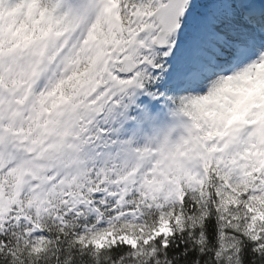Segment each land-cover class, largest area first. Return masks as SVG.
Returning a JSON list of instances; mask_svg holds the SVG:
<instances>
[{
  "label": "snow or ice",
  "instance_id": "snow-or-ice-1",
  "mask_svg": "<svg viewBox=\"0 0 264 264\" xmlns=\"http://www.w3.org/2000/svg\"><path fill=\"white\" fill-rule=\"evenodd\" d=\"M0 264H264V0H0Z\"/></svg>",
  "mask_w": 264,
  "mask_h": 264
}]
</instances>
